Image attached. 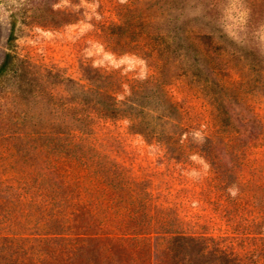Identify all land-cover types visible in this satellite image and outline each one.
<instances>
[{
  "label": "rangeland",
  "instance_id": "obj_1",
  "mask_svg": "<svg viewBox=\"0 0 264 264\" xmlns=\"http://www.w3.org/2000/svg\"><path fill=\"white\" fill-rule=\"evenodd\" d=\"M0 29V264H151L128 237L164 231L264 264V0H0Z\"/></svg>",
  "mask_w": 264,
  "mask_h": 264
},
{
  "label": "trees",
  "instance_id": "obj_2",
  "mask_svg": "<svg viewBox=\"0 0 264 264\" xmlns=\"http://www.w3.org/2000/svg\"><path fill=\"white\" fill-rule=\"evenodd\" d=\"M229 118L230 114L228 115V119ZM234 120L237 119L235 118ZM229 121L235 132V136L232 139L237 141L240 140L242 143H244L247 126L250 123L249 119H242L241 121H239V124L236 123V125L235 121L233 122L230 119ZM252 123H255V121L253 120ZM259 136L260 133L258 137H255L259 139ZM255 137H250L248 142L250 143ZM58 158H60V156H58ZM54 169L58 170L55 166ZM58 172L59 170L56 173H49L50 187H52L51 185H54L53 182H55L52 181V179H58L61 177ZM36 178H38V176ZM104 178L105 177H102L100 175L98 177V179ZM55 190L56 194L53 193V195H51V190L45 192V208L50 211V218L61 213V211H58V209H54L53 203L55 202L51 201L52 196H57L58 187H56ZM142 222H144V220ZM145 224L149 225L150 221L148 219H145ZM138 238L151 240V264H242L236 258V255L234 253L227 252L226 249L221 245H218V243H216L212 237L186 235L184 233L175 232L168 233L165 231L154 232L153 235L151 232H144L142 233V235L134 233L132 236L128 237L129 240H138Z\"/></svg>",
  "mask_w": 264,
  "mask_h": 264
},
{
  "label": "water",
  "instance_id": "obj_3",
  "mask_svg": "<svg viewBox=\"0 0 264 264\" xmlns=\"http://www.w3.org/2000/svg\"><path fill=\"white\" fill-rule=\"evenodd\" d=\"M1 37H2V30L0 29V39H1Z\"/></svg>",
  "mask_w": 264,
  "mask_h": 264
}]
</instances>
